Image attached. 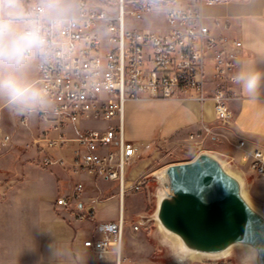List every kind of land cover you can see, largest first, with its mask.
<instances>
[{
    "label": "built area",
    "instance_id": "1",
    "mask_svg": "<svg viewBox=\"0 0 264 264\" xmlns=\"http://www.w3.org/2000/svg\"><path fill=\"white\" fill-rule=\"evenodd\" d=\"M105 9L86 6L79 0L74 18H52L45 7L35 3L23 19L25 28L34 27L44 47L32 55L37 63L34 85L44 92L37 111L41 122L49 124L35 141L59 150L74 144L72 158L42 157L45 168L67 166L76 175H88L114 182L121 209L118 220L101 223L100 239H89L84 246L102 260L114 247L120 260L125 219L123 199L143 190L144 180L129 182L128 168L140 146L124 137L126 109L130 102L143 100H213L217 120L225 125L232 118L230 104L236 97L231 76L239 69L240 40L214 36L200 6L228 0H99ZM154 10L164 14L165 28L156 31L134 29L127 21L141 20ZM113 11V12H110ZM24 28V29H25ZM23 29V30H24ZM101 122L100 127L92 125ZM26 127V116L19 119ZM202 134L212 135L209 125ZM53 135V136H50ZM201 132L189 139L196 141ZM10 136L0 130V143ZM239 162L257 178L264 179V151L246 150L240 140ZM84 185L78 182L72 193L57 199L60 208H72L75 218L95 217L94 208L79 211ZM136 223L134 231L140 230Z\"/></svg>",
    "mask_w": 264,
    "mask_h": 264
},
{
    "label": "crops",
    "instance_id": "2",
    "mask_svg": "<svg viewBox=\"0 0 264 264\" xmlns=\"http://www.w3.org/2000/svg\"><path fill=\"white\" fill-rule=\"evenodd\" d=\"M183 1L197 3V0ZM39 4L44 6L41 2ZM28 5L30 8V4ZM29 8L26 9L23 0H0V24L12 28L23 26L24 29L23 19L27 16ZM200 9L214 36L242 42L243 47L239 50V68L241 65L253 64L264 71V0L220 1L213 5L200 6ZM78 13L79 0L73 10L60 8L55 12L48 11L46 15L52 18H74ZM34 64L37 78L35 60ZM35 80L31 85L35 86ZM5 103L6 100H3L0 94V111L6 106ZM16 110L21 111L22 116H32L37 122H41L37 109L36 113L32 114L23 108ZM230 110L232 118L227 124L222 125L216 118L215 103L210 99L205 102L192 99L130 102L126 109L124 137L127 141L141 146L142 154L139 152L128 168L129 182L137 183L144 180L143 189H147V185L151 183L155 171L150 164L156 157L157 151L150 159H143V154L152 146L156 150L162 147L184 151L185 159L172 162L180 163L190 161L199 153L206 151L207 149L202 147L210 142L213 148L208 150H214L229 161L234 169L243 172L245 166L239 162L241 151L236 149L235 145L243 140L247 151L250 152L255 148L264 151V87L253 99L243 95L236 86V97L230 104ZM205 125L212 127V135L202 134L201 130ZM0 130L5 133L1 128V115ZM193 132H201L202 135L196 141L190 140L189 137ZM34 135L36 136L37 133ZM73 149L74 144H71L69 148L60 150V154L55 158L63 157L70 160ZM39 150H42L39 153L40 156L42 155L40 157L42 166V157L47 154L43 153L44 148L40 144ZM29 155L27 152L21 157L18 156L19 161L15 160L11 153L0 155V264H177L175 261L172 263L156 261L155 248L150 244L147 246L141 243L140 233L148 225L138 231H134L131 227L126 235L124 231L120 260L117 259L114 247L110 248L104 259L98 260L96 254L84 246V242L102 238L97 232L99 224L116 221L105 213L107 208L111 207L117 213L118 219L121 200L117 185L88 175H76L69 167L62 165L49 167L50 171L46 172L34 166L29 161ZM12 160L15 165L10 167L8 161L11 163ZM136 163L138 165L133 167ZM172 163H167L166 166ZM29 170L33 172V177L29 176ZM61 180L68 183V190L62 194L58 185ZM78 182L84 185L83 193L87 189L97 192V184L100 182L116 187L117 193L102 201L83 198L82 194L78 205L79 211L84 212L93 207L95 217L79 221L75 218L76 211L70 207L69 216L65 220L55 214L54 208L65 209L57 206V199L72 193ZM142 193V191L130 192L125 195L123 199L125 224L124 206L127 196L139 204L140 199L135 197ZM146 206L152 208L150 200L145 204V208ZM100 214L102 217L98 221ZM139 215L147 214L144 210ZM129 218H132L131 214ZM186 264L229 263L194 260Z\"/></svg>",
    "mask_w": 264,
    "mask_h": 264
},
{
    "label": "water",
    "instance_id": "3",
    "mask_svg": "<svg viewBox=\"0 0 264 264\" xmlns=\"http://www.w3.org/2000/svg\"><path fill=\"white\" fill-rule=\"evenodd\" d=\"M151 180L157 187L153 212L137 216L136 222L141 227L155 222L164 239L161 228L180 240L187 254L181 263L165 239L177 264L224 262L235 247L252 264H264V211L246 197L244 179L229 161L203 151L190 161L165 166Z\"/></svg>",
    "mask_w": 264,
    "mask_h": 264
},
{
    "label": "rangeland",
    "instance_id": "4",
    "mask_svg": "<svg viewBox=\"0 0 264 264\" xmlns=\"http://www.w3.org/2000/svg\"><path fill=\"white\" fill-rule=\"evenodd\" d=\"M30 6H32L35 3H43L45 7V14H47L48 11L55 12L58 9H67V10H73L77 7V0H28ZM24 3V2H23ZM24 6L26 7V4L24 3ZM29 6V5H28ZM86 6L88 8H94V9H105L101 4L99 0H86ZM29 8V7H28ZM113 12V11H110ZM127 24L129 27L139 30H149V31H156L159 32L160 30H163L165 27L164 24V14L160 10H154L148 15H146L141 20H128ZM14 31H22V27H14ZM8 70L7 65L0 63V72H5ZM22 77L27 80L30 84L36 79V68L34 64V58L31 57V59L28 61L26 66L24 67L22 71ZM1 98L3 100H6V103L2 110L0 111L1 115V128L2 130L10 136V141L6 144L0 143V155L4 153H11L13 154L15 160H20L19 157L23 155L24 153H29V161L39 169H42L46 172H49V168H44L40 164V152L42 150H39V144L37 147H35V141L37 139V135H39V132L43 129H48L49 124L46 122H37L35 117L32 118V116H28V125L26 127H23L19 123V119L22 117L21 111L16 110L18 108H23L26 112H29L30 114L36 113V109H39V106L31 108V107H23L20 104H14L12 103L9 98L6 95L1 94ZM10 102V104H9ZM12 104V108H10V105ZM21 115V116H20ZM25 116V115H24ZM27 116V115H26ZM34 116V115H33ZM95 127H100L102 125L101 122H94L92 123ZM25 131H30L32 133H28ZM37 133L35 136L34 134ZM35 136V138H34ZM50 136H53L50 134ZM210 136V135H209ZM40 146L44 148V154H47L51 157H56L60 154V150L55 147H50L47 142L42 141L40 143ZM150 148V147H149ZM202 148L207 149V152H210L214 154L215 156L224 159L223 156L220 154H217L214 152V150H208L213 148L211 146L210 142H208L206 145H204ZM139 151H141V146L139 148ZM155 151H157L156 157L151 161L150 166L154 168L153 175L156 174V171L162 170L167 163L177 162L185 159L186 153L184 151L180 150H172L168 148H154V146L149 149V151H146L143 154V159H150L153 154H155ZM141 153V152H140ZM142 154V153H141ZM10 158V157H9ZM225 160V159H224ZM9 163V164H8ZM8 166L12 167L15 165V162L12 160L10 163L8 161ZM138 164H133V167L137 166ZM238 174L241 175V177L244 179V191L246 197L251 201V203L259 208L260 210L264 211V179H260L255 177L254 175H251L247 168L245 167L243 169V172L240 170H236ZM29 176L33 177V172L28 171ZM152 175V176H153ZM152 178V177H151ZM156 182L151 183L150 192L151 196H148V190L143 189L142 194L139 196H136L135 198L140 199L139 204L135 203L131 200L129 196L126 198V204L124 206L125 212H126V224H125V235L128 233L130 228L133 227L136 223V219L139 213H143L145 210V213L149 215L153 212L155 200V195L157 194V187ZM59 190L60 193H64L68 190V183L64 180H61L59 182ZM98 191L93 192L87 189L86 192L83 193V198L88 199H95L97 201L105 200L117 193V188L109 185H105L103 182H100L97 184ZM119 194V193H118ZM147 194V195H146ZM149 197L150 199H147ZM150 200L152 204V208L150 206H146L145 204ZM137 202V201H136ZM136 205V206H135ZM133 208V209H132ZM71 208H65V209H58L54 208L55 214L59 217L66 220V218L69 216V211ZM74 210V209H73ZM105 213L110 217L112 220H118L117 219V213L111 209V207L107 208L105 210ZM130 214L132 218L130 217ZM102 214L99 215L98 221L101 220ZM88 219H92V217H88ZM97 221V222H98ZM91 223V222H90ZM97 224V223H96ZM82 227H84L82 225ZM156 232V233H155ZM155 233V235H154ZM151 234V235H150ZM140 240L142 241L143 245H151L155 248L154 252V259L156 261L160 262H173V256L171 253V249L168 247V244L166 243L163 235L159 233L158 226L155 222H151L146 228H143L142 232L140 233ZM124 240V237H123ZM123 245V242H122ZM243 257V250L240 247H235L231 250L230 255L224 260L227 261L229 264H241V259Z\"/></svg>",
    "mask_w": 264,
    "mask_h": 264
},
{
    "label": "clouds",
    "instance_id": "5",
    "mask_svg": "<svg viewBox=\"0 0 264 264\" xmlns=\"http://www.w3.org/2000/svg\"><path fill=\"white\" fill-rule=\"evenodd\" d=\"M43 47L44 40L36 28L14 31L11 26L0 24V63L8 67L7 71L0 72V94L6 95L12 103L34 108L44 102L43 90L22 77L32 55ZM231 81L243 95L254 99L264 87V71L253 64L241 65ZM241 264H252V259L242 257Z\"/></svg>",
    "mask_w": 264,
    "mask_h": 264
},
{
    "label": "bare ground",
    "instance_id": "6",
    "mask_svg": "<svg viewBox=\"0 0 264 264\" xmlns=\"http://www.w3.org/2000/svg\"><path fill=\"white\" fill-rule=\"evenodd\" d=\"M161 230H162V232H163V234L165 236V239L173 247V249H174V251H175V253H176L177 257H178V261H180V262L183 261L184 258L187 256V254L184 252L180 240L177 237L169 234L168 232H166L162 228H161ZM243 249H244L245 253H249L250 252V250L248 248H246V247H243ZM227 253H228V251H227ZM189 257L190 258H195L196 256L193 255V254H190Z\"/></svg>",
    "mask_w": 264,
    "mask_h": 264
},
{
    "label": "trees",
    "instance_id": "7",
    "mask_svg": "<svg viewBox=\"0 0 264 264\" xmlns=\"http://www.w3.org/2000/svg\"><path fill=\"white\" fill-rule=\"evenodd\" d=\"M161 1L172 2V0H161ZM23 2L26 4V9L28 10V4H29L28 0H23ZM144 184H145V183H144ZM144 184H143V185H144Z\"/></svg>",
    "mask_w": 264,
    "mask_h": 264
}]
</instances>
